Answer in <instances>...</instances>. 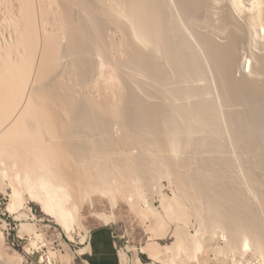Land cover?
Wrapping results in <instances>:
<instances>
[{"label": "bare ground", "instance_id": "obj_1", "mask_svg": "<svg viewBox=\"0 0 264 264\" xmlns=\"http://www.w3.org/2000/svg\"><path fill=\"white\" fill-rule=\"evenodd\" d=\"M243 5L0 0V176L67 231L78 196L169 176L264 255V47L240 61L264 0Z\"/></svg>", "mask_w": 264, "mask_h": 264}, {"label": "rangeland", "instance_id": "obj_2", "mask_svg": "<svg viewBox=\"0 0 264 264\" xmlns=\"http://www.w3.org/2000/svg\"><path fill=\"white\" fill-rule=\"evenodd\" d=\"M240 1L245 8L252 2ZM259 26V38L245 40L240 61L246 57L247 63H252V52L264 47V21ZM241 74L243 71L239 70ZM2 175L0 263L6 264L8 256L20 255L22 264H86L84 253L90 233L107 225L118 240L119 261L123 256L126 258L123 264L131 262L132 255L142 263L152 264H264L263 253L252 245L249 236L243 235L235 244H229L223 229L206 226L193 212L190 202L179 195L172 177L162 176L148 185L141 181L126 182L122 184L127 191L124 195L96 189L78 196L77 220L67 231L42 209L39 200ZM178 229L184 230L181 238L176 233ZM151 241L157 242L154 253ZM121 247L128 251L120 250Z\"/></svg>", "mask_w": 264, "mask_h": 264}, {"label": "crops", "instance_id": "obj_3", "mask_svg": "<svg viewBox=\"0 0 264 264\" xmlns=\"http://www.w3.org/2000/svg\"><path fill=\"white\" fill-rule=\"evenodd\" d=\"M118 240L114 237L112 230L107 225L96 227L89 235L87 241L88 249L84 253L86 264H123L117 257ZM152 253L157 249V242L151 241ZM134 258V259H133ZM132 262V263H131ZM127 264H152L142 263L139 257L132 255V261Z\"/></svg>", "mask_w": 264, "mask_h": 264}, {"label": "built area", "instance_id": "obj_4", "mask_svg": "<svg viewBox=\"0 0 264 264\" xmlns=\"http://www.w3.org/2000/svg\"><path fill=\"white\" fill-rule=\"evenodd\" d=\"M121 249H122V250H125V251H128V250H127L126 248H124V247H121L120 250H121Z\"/></svg>", "mask_w": 264, "mask_h": 264}]
</instances>
